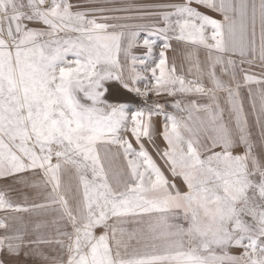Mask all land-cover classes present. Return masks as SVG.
Segmentation results:
<instances>
[{
    "label": "snow or ice",
    "instance_id": "6c2138e0",
    "mask_svg": "<svg viewBox=\"0 0 264 264\" xmlns=\"http://www.w3.org/2000/svg\"><path fill=\"white\" fill-rule=\"evenodd\" d=\"M80 8L0 0V179L31 173L46 192L30 208L0 194V210L58 213L31 228L0 217V264H264V0ZM133 19L162 25L119 23ZM172 40L210 87L169 65ZM116 84L129 98H112Z\"/></svg>",
    "mask_w": 264,
    "mask_h": 264
},
{
    "label": "rangeland",
    "instance_id": "374dc122",
    "mask_svg": "<svg viewBox=\"0 0 264 264\" xmlns=\"http://www.w3.org/2000/svg\"><path fill=\"white\" fill-rule=\"evenodd\" d=\"M78 0H73V3H77ZM180 0H79V3L81 4V8L79 10H87L89 8L95 7V6H106V7H113V8H124V7H131L134 10L131 12H118V13H106L107 15H132L136 16L137 9L139 10H154L151 8L153 5H166V4H174L179 3ZM211 14V13H210ZM214 15V14H213ZM218 18V17H217ZM112 23H116L117 21H110ZM119 23H127L129 25H143V24H160L162 25V21H157L155 19H133L129 21H120ZM144 37V33H140V39L142 41ZM154 39L157 40V45L162 43L161 37H154ZM126 43V41H125ZM160 48L156 47L153 51V57H157L159 54ZM147 50L141 45L138 47H134L131 49L132 55H135L137 57H143L145 56ZM123 59V57H121ZM119 87L118 84L114 85V89H117ZM242 92V96L245 97L244 101L245 103H248V87L243 86L240 89ZM246 90V91H245ZM221 94V93H220ZM178 97H170L167 95H163L161 97H156L154 95H149L148 102L149 104H152L154 102H159L161 104H168L171 105V103ZM187 99V98H186ZM186 101V100H185ZM220 104L222 107L225 108V116L227 117V108L228 105L226 103V99H222L220 101ZM247 109L249 108V104H246ZM165 111L169 113H176V110L171 107H166ZM157 117H153V120H156ZM146 147H148L149 152L152 153L154 159L156 160L157 164L163 165V161L156 156V153L152 150V148L146 144ZM237 151H241V149H237ZM115 166H120V161L117 160L115 162ZM165 174L169 175V178L171 179L170 174L165 169ZM33 180H39V177L33 176L31 173H23L19 174L16 179L7 178V179H0V194H3L5 199L9 201L10 203L14 205H19L22 207H31L34 203H42L44 202V198L46 195L45 189L41 188H34L31 187L30 184ZM27 182V183H25ZM74 182V181H73ZM178 183V182H177ZM71 200V196L69 197ZM20 216L22 217L25 224L31 228V226L37 222V221H51L55 216L58 215L55 211L51 209H31L29 212H21V213H14L11 211H2L0 210V217L4 216ZM45 233H50L52 231L51 228L44 229ZM46 253L49 255H55L56 253L53 252L48 247H44L43 249ZM0 259H9L7 257L0 256ZM27 261V264H38L35 259H29L28 257H21L19 261H12L9 260V264H23V261Z\"/></svg>",
    "mask_w": 264,
    "mask_h": 264
},
{
    "label": "crops",
    "instance_id": "0c3cea01",
    "mask_svg": "<svg viewBox=\"0 0 264 264\" xmlns=\"http://www.w3.org/2000/svg\"><path fill=\"white\" fill-rule=\"evenodd\" d=\"M170 43H171V48L167 52L169 65L174 63L177 67L178 73L183 74L186 77V79H190V80L199 79L205 85V87H210L211 85L208 81L207 76L206 75H200L199 73H197V71L193 65V62L189 61V59H188V52H190V51L194 52L195 50L188 48V46H186L185 44L178 42L176 40H172V41H170ZM198 55H199V59L201 62V67L203 68V67H205V59H206L207 54L203 49H201V50H199ZM244 67L247 68L248 66L245 65ZM251 71L256 75L260 74V69L258 67L252 68ZM217 74L220 75L219 66L217 67ZM221 78L225 81L228 80L227 76H222ZM237 78L242 80V74H240L238 72ZM247 87L248 88L251 87L255 91L258 86L255 84H252V85H247ZM242 92H243V90L242 91L240 90L241 97L244 99V101H246L245 97L242 96ZM247 92H248V90H247ZM218 95H219L220 101H222V99H224V98L226 99L224 93H221V94L219 93ZM185 102H187V99ZM201 102L206 103L207 100L202 99ZM246 104H249V103H245V108H246V110H248ZM163 120H164L163 116H159V117H157L156 120H154L155 127H156L158 132L162 131ZM157 143L161 146V148H163L165 146V142L163 141L162 137H160V136H157ZM162 168H163V165H162ZM177 182L180 183L179 180H177Z\"/></svg>",
    "mask_w": 264,
    "mask_h": 264
},
{
    "label": "water",
    "instance_id": "95a60500",
    "mask_svg": "<svg viewBox=\"0 0 264 264\" xmlns=\"http://www.w3.org/2000/svg\"><path fill=\"white\" fill-rule=\"evenodd\" d=\"M112 98L113 99H127L129 97L127 96V94L123 92L122 89L117 88L114 90V95Z\"/></svg>",
    "mask_w": 264,
    "mask_h": 264
}]
</instances>
